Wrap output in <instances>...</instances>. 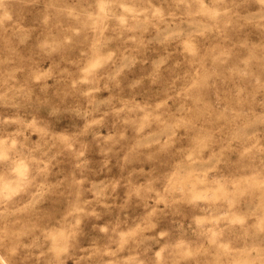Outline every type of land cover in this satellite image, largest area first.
Here are the masks:
<instances>
[{
    "label": "rangeland",
    "instance_id": "rangeland-1",
    "mask_svg": "<svg viewBox=\"0 0 264 264\" xmlns=\"http://www.w3.org/2000/svg\"><path fill=\"white\" fill-rule=\"evenodd\" d=\"M0 264H264V0H0Z\"/></svg>",
    "mask_w": 264,
    "mask_h": 264
}]
</instances>
